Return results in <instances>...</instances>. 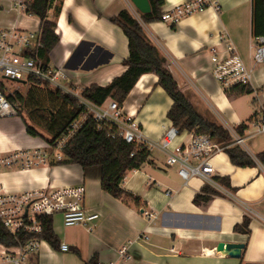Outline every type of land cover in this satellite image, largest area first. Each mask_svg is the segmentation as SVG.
Masks as SVG:
<instances>
[{
    "label": "crops",
    "instance_id": "crops-1",
    "mask_svg": "<svg viewBox=\"0 0 264 264\" xmlns=\"http://www.w3.org/2000/svg\"><path fill=\"white\" fill-rule=\"evenodd\" d=\"M23 1L0 0V30L40 36L41 21L19 7ZM164 1L163 11H167L190 0ZM215 1L218 10L208 8L170 27L161 21L145 23L131 0H63L56 30L60 42L51 52L49 66L67 75L68 81L62 83L77 97L86 88L105 87L122 76L127 71L124 63L129 57V41L112 19L126 10L140 22L147 39L167 60L180 89L197 110L217 124L214 116L224 122L227 117L234 125L227 128L231 135L245 123L238 114L241 107L236 104L244 97L227 96V90L213 74L212 58L217 54L225 56L232 46L242 58L248 53L250 62L254 52L253 0ZM35 48L36 45L32 49ZM263 79L264 67L257 81ZM158 82L155 74L143 75L122 107L144 135L157 144L165 129L173 125L167 117L173 101ZM16 83L29 87L27 80ZM109 101L113 100L106 102ZM252 128L253 124L245 134ZM253 135L248 140L260 147L261 143L254 141L260 135ZM41 145L38 137L27 133L20 116L0 118V155L42 150ZM150 151L149 160L141 169L128 172L123 183V189L139 198V203L104 192L100 167L58 165L54 163L55 152L46 164L29 170L19 166L1 169L0 186L12 193L84 185L85 207L101 215L93 232L65 227L61 216L54 218V231L61 244L69 245L70 252L53 249L44 241L24 264H264V165L257 159L264 147L257 155H250L257 162L255 167H237L226 152L217 154L213 164L218 181L223 184V179H228L231 188L223 184L221 191L210 186L219 195L201 205L194 199L208 184L200 178L186 183L177 167L167 165L164 151L159 147ZM245 219L250 221V234L235 232V226ZM219 243L243 245L241 257L217 252ZM127 245L130 250L122 258L119 251ZM4 249L0 244V252Z\"/></svg>",
    "mask_w": 264,
    "mask_h": 264
},
{
    "label": "trees",
    "instance_id": "trees-1",
    "mask_svg": "<svg viewBox=\"0 0 264 264\" xmlns=\"http://www.w3.org/2000/svg\"><path fill=\"white\" fill-rule=\"evenodd\" d=\"M63 0H24L26 13L41 21L40 42L42 47L37 51L38 58L45 66L50 65V55L59 44L60 37L56 33L57 20L61 13ZM151 12L143 14L145 23L161 20L164 0H149ZM54 14L51 15V11ZM112 22L118 24L129 41V57L125 61L127 71L115 78L105 87L93 85L83 90L81 97L97 105H103L112 99L123 107L129 94L139 79L145 74H155L159 77L158 85L164 89L173 101L167 117L181 133L205 134L211 136L218 144L227 147L226 153L233 165L247 168L257 166V162L240 146L233 145L230 132L223 126L208 120L183 92L177 80L168 68L167 60L161 56L146 37L142 25L130 13L123 10ZM264 35V0H253V36ZM26 55L36 57L34 52ZM26 95L16 92L9 99L18 105L19 116L23 120L26 131L33 137L45 139L50 148L55 150L57 142L68 133L72 125L86 115V107L73 94L53 89L49 84L29 78ZM252 86L237 85L227 91L229 98H242L253 94ZM264 114V111H263ZM257 117L255 113L248 123H242L235 130L241 136L249 130V126ZM47 135L50 138H47ZM64 159L54 162L58 165H78L83 169L100 167L102 169V190L113 197L140 199L123 189V183L128 172L139 170L149 160L151 151L138 149L127 144L116 127L110 124H98L94 119H88L77 134L67 143L62 151ZM134 154V156H132ZM264 165V152L257 155ZM226 188H231L228 179H223ZM219 192L205 185L201 193L194 199L195 204H207ZM250 221L245 219L236 225L234 231L250 234ZM31 234H22L19 239L13 236L0 222V244L4 247L19 246L20 242L29 241ZM53 249H60L61 242L54 231V220L47 217L44 221V232L41 237ZM94 262V261H93ZM92 262V263H93ZM90 263V264H92ZM95 264V263H94Z\"/></svg>",
    "mask_w": 264,
    "mask_h": 264
},
{
    "label": "built area",
    "instance_id": "built-area-1",
    "mask_svg": "<svg viewBox=\"0 0 264 264\" xmlns=\"http://www.w3.org/2000/svg\"><path fill=\"white\" fill-rule=\"evenodd\" d=\"M19 7L25 8L24 1L19 4ZM211 7L219 9L215 0H190L163 11L160 21L174 27L183 19ZM39 38L34 33L0 30V118L19 117L18 105L9 99L17 91L10 92L6 82H23L28 81L29 78H35L49 84L53 89L69 93L62 83L68 81L67 75L61 70L56 71L50 66H45L38 58L37 51L42 47ZM35 45L36 48L32 49ZM253 49L249 64L232 46H229L225 56L217 54L212 58L213 74L225 90L228 91L237 85H254L257 68L264 65V35L254 38ZM29 51H35L36 57L26 55ZM78 98L86 107L87 113L77 120L68 133L57 142L55 150L60 153L55 155L56 161L63 159V149L84 123L88 119H94L98 124H110L116 127L119 136L127 144L138 149L153 150L159 147L167 156V165L177 167L179 176L186 183L193 178H200L216 190L223 191V184L218 181L213 159L217 154L225 152L227 147L218 144L211 136L193 132L181 133L172 125L165 129L160 143L157 144L144 135L136 120L126 115L116 101L97 105L81 96ZM263 111L264 108L261 111L262 116H257L252 123L257 129L253 136L264 133ZM231 136L233 140L231 146L246 147L248 137L239 135L236 130L231 131ZM182 138L184 139L181 140ZM179 140L181 142L177 144ZM50 159V153L44 150L15 151L0 155V170L19 166L25 171L40 164H46ZM168 195H171V192H168ZM85 198L84 185L58 189L50 186L21 193H12L0 186V222L17 239L22 234L33 236L29 241L20 242L19 246L5 247L4 251L0 252V264H24L30 255L37 253L44 242L41 237L47 217L54 219L56 216H61L65 227H81L93 232L101 215L85 207ZM60 250L65 253L70 252V247L67 244H61ZM129 250L130 245H127L119 251V255L124 258Z\"/></svg>",
    "mask_w": 264,
    "mask_h": 264
},
{
    "label": "rangeland",
    "instance_id": "rangeland-1",
    "mask_svg": "<svg viewBox=\"0 0 264 264\" xmlns=\"http://www.w3.org/2000/svg\"><path fill=\"white\" fill-rule=\"evenodd\" d=\"M243 59H244V61L247 64L250 63L249 62V54L248 53H245L243 55ZM263 67L264 66H261V67L259 66V68H258V72L259 73H260V71L262 70ZM258 72L256 73V79H255L254 85H252V87L256 88V90L258 91L257 94L254 92L253 94L240 99L236 103L237 105H239L241 107V109L238 110L239 117L241 118L242 122L245 121V123L249 122L250 117H252L255 114V112L257 113L258 117L262 116L261 111L264 108V107L262 108V105H264V96H263L264 95V79L261 80V81L260 80L257 81V75L259 74ZM0 78H1V76H0ZM6 84L9 87V91L10 92H16L17 91V92H19L22 95H26V93L28 91V88L26 89L24 87H20L18 83L13 82V81L6 82ZM214 120L216 122H218L220 125H222L223 127H225L226 129L229 126H231V127L234 126L233 123H231V121H229L227 117H225L226 122L221 121L218 118V116H214ZM256 131H257L256 127L252 128V131L249 134H246L245 137H249V136H251V134H255ZM46 136H47V138H50L49 135L46 134ZM39 139H40L41 144H42L40 148L42 150H44V151H48L50 153L51 158L54 156V152H55V154L60 153L57 150H52L50 148L48 142L45 139H43V138H39ZM254 141L261 143L260 147H254V144H253L252 140H247L246 141V146L249 148V151H247V150H245V151L251 156L252 155H257V153L260 150L261 146L264 147V133L261 134L259 137H257V139L254 140ZM244 149H245V147H244ZM28 150L33 151V150H36V149H28ZM5 153H2V154H5ZM56 217H58V216H56Z\"/></svg>",
    "mask_w": 264,
    "mask_h": 264
},
{
    "label": "water",
    "instance_id": "water-1",
    "mask_svg": "<svg viewBox=\"0 0 264 264\" xmlns=\"http://www.w3.org/2000/svg\"><path fill=\"white\" fill-rule=\"evenodd\" d=\"M135 7L142 13L148 14L151 12V5L149 0H131ZM243 245L219 243L217 246V252H221L224 255H229L234 258H240Z\"/></svg>",
    "mask_w": 264,
    "mask_h": 264
}]
</instances>
